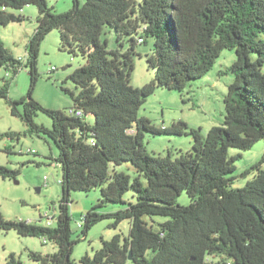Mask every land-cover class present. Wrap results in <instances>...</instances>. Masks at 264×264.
<instances>
[{
    "label": "trees",
    "instance_id": "1",
    "mask_svg": "<svg viewBox=\"0 0 264 264\" xmlns=\"http://www.w3.org/2000/svg\"><path fill=\"white\" fill-rule=\"evenodd\" d=\"M48 2L0 0V25L22 22L25 17L13 10L27 5L39 12L24 58L14 56L0 38V68L5 71L0 100L7 99L11 113L27 127L24 133L2 132L0 139L19 140L24 134L54 141L59 149L55 160L63 172L59 213L43 224L5 219L0 211V230L55 243L57 251L51 254L30 251L39 264H75L72 253L80 236L73 238L70 194L99 188L100 201L80 222L81 236L107 215L114 217L115 226L129 219L130 233L102 238L101 248L93 256L83 255L82 264H264V159L252 167L255 174L245 186L234 188L235 177L230 175L242 154L229 153L264 140V0H73L65 12L55 11ZM54 29L60 33L61 50L85 58L67 77L79 92L64 88L73 105L53 109L31 96L10 99L20 69L28 67L33 84L37 81L40 45ZM106 29L115 34L117 47L102 40ZM150 38L147 63L155 76L134 87V57L141 56L138 46ZM225 49L235 50L237 59L227 68L233 80L221 124L204 133L182 119L157 126L139 116L158 87L184 91L213 68ZM38 112L51 117L52 128L36 122ZM146 132L189 135L192 150H178L175 158L170 150L166 157L151 155L144 145ZM123 163L135 169L134 177L117 170ZM20 173V168L0 164L2 178ZM129 190L136 200L126 208L107 215L98 211L108 203L125 204ZM184 192L188 205L178 201ZM153 216L166 219L156 223ZM6 264L23 263L11 253Z\"/></svg>",
    "mask_w": 264,
    "mask_h": 264
},
{
    "label": "rangeland",
    "instance_id": "2",
    "mask_svg": "<svg viewBox=\"0 0 264 264\" xmlns=\"http://www.w3.org/2000/svg\"><path fill=\"white\" fill-rule=\"evenodd\" d=\"M80 1L83 4L85 0ZM48 3L57 12L68 11L73 6V0H49ZM13 11L22 14L25 19L22 22L0 25V38L14 56L24 58L38 25L37 16L39 12L35 5H27L22 11ZM105 39L108 40L110 47H117L113 32L106 29L102 35V40ZM152 47L153 39L151 38L147 40V43L138 46L141 56L136 55L134 57L135 67L131 78V84L134 87L144 86L155 76V71L147 63V54ZM252 57L255 59V55ZM236 59L235 50L225 49L216 59L213 68L203 77L191 81L184 91L179 92L158 87L140 108L139 116L149 118L157 126L163 124L169 126L174 121L182 119L191 127L202 128V131L206 133L211 127L224 121V98L228 92V85L233 80V74L227 71V68ZM84 62L83 56H72L67 51L61 50L60 33L54 29L45 36L40 45L37 81L33 84L28 67L20 69L12 80L9 98L21 100L22 98L29 99L31 96L45 107L68 109L73 105V98L64 88L76 94L79 89L67 77ZM53 66L56 69L50 72L49 70ZM262 70L264 72V66ZM4 73V69L0 68V78ZM18 106L23 110V104ZM35 120L48 128L53 126L51 117L44 112H38ZM26 128L22 119L11 113V105L7 99L2 98L0 100V133L8 130L24 133ZM144 145L151 155L166 157L170 150L171 156L175 158L179 155L178 150L184 152L192 150L193 141L189 135H154L146 132ZM7 148H11L13 152L9 153ZM28 150H35V152L28 153ZM229 153L231 156L242 154V157L235 162L236 171L230 176L235 177L232 187H243L255 174L252 167L264 159V140L257 142L249 150L231 148ZM58 155L59 149L54 141L37 135L22 134L19 140L0 139V164L21 169L17 178L5 179L0 176V211L5 219H22L45 224L48 220L46 215L50 218L59 213V204L63 194V187L60 182L63 172L55 160ZM116 168L133 177L136 175L135 169L129 163H123ZM262 168L264 169V162ZM45 177H48V182H46ZM70 199L69 209L72 218L73 238L77 239L80 236V240L75 244L72 253L75 264H82L80 258L85 254L93 256L95 251L101 248L102 238L109 240L116 234L129 236L130 220L125 219L115 226L114 217L107 214L124 209L129 202L135 201L133 190H129L125 194V204L108 203L104 207L98 208L99 212L107 216L93 225L86 237L81 236L82 226L80 222L83 216L100 201V189L96 188L89 192L72 190ZM178 201L182 205H188L190 198L184 192ZM152 218L156 223L166 219L161 216H153ZM146 219L149 223H153L151 217L147 216ZM30 251L51 254L57 251V246L51 241L46 243L42 237L23 236L16 230H0V264H6L11 253H14L23 264H39L30 258ZM127 264L132 263L129 261Z\"/></svg>",
    "mask_w": 264,
    "mask_h": 264
},
{
    "label": "built area",
    "instance_id": "3",
    "mask_svg": "<svg viewBox=\"0 0 264 264\" xmlns=\"http://www.w3.org/2000/svg\"><path fill=\"white\" fill-rule=\"evenodd\" d=\"M56 69L55 66L51 67V69L49 70L50 72H53L54 70ZM70 113H73V110H70L69 111ZM81 112L80 111H77V114H80ZM28 152H35V150H28ZM45 180L46 182H48V177H45ZM61 182V181H60ZM48 220H47V224H50L51 223V218H49L48 215H46Z\"/></svg>",
    "mask_w": 264,
    "mask_h": 264
},
{
    "label": "water",
    "instance_id": "4",
    "mask_svg": "<svg viewBox=\"0 0 264 264\" xmlns=\"http://www.w3.org/2000/svg\"><path fill=\"white\" fill-rule=\"evenodd\" d=\"M38 190H40V189H38ZM132 258H133L132 255H130V260H132Z\"/></svg>",
    "mask_w": 264,
    "mask_h": 264
}]
</instances>
